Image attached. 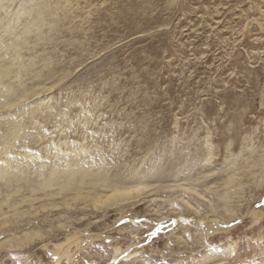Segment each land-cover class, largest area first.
<instances>
[{"label": "rangeland", "instance_id": "rangeland-1", "mask_svg": "<svg viewBox=\"0 0 264 264\" xmlns=\"http://www.w3.org/2000/svg\"><path fill=\"white\" fill-rule=\"evenodd\" d=\"M7 28L22 49L0 51L24 76L12 83L45 88L0 110L1 128L31 116L24 126L37 142L17 153L76 149L98 159L111 182L164 188L120 213L83 202L69 210L70 193L34 194L38 181L12 197L3 186L11 223L0 231L67 223L47 247L80 229L73 264H113L116 247L133 255L116 264H264V0H0L2 47L16 39ZM15 202L32 215L12 220ZM213 220L229 229L206 237ZM42 246L4 253L0 264H55Z\"/></svg>", "mask_w": 264, "mask_h": 264}, {"label": "bare ground", "instance_id": "bare-ground-1", "mask_svg": "<svg viewBox=\"0 0 264 264\" xmlns=\"http://www.w3.org/2000/svg\"><path fill=\"white\" fill-rule=\"evenodd\" d=\"M28 15L31 14L28 13ZM43 16L44 13L42 12L39 13L38 18L40 19H37V21L34 22V26L35 25L36 27L39 26L38 23H40L39 21H42ZM28 33H31V31L30 32L28 31ZM5 34L6 36L7 35H13L14 37L17 36L16 33H14L10 28L6 29ZM1 38H3V36H1L0 39ZM26 38L27 37H22L24 43L26 41ZM0 42L2 44L1 40ZM11 42L13 43L9 46H4V47L0 46V51H4L3 53H1V55L3 54L5 56L9 53L18 54V51L21 49V46L19 41L17 40V37L14 41L12 40ZM8 51L10 52L8 53ZM0 61H1L0 62V110L1 109L10 110L11 108H14L15 106L19 105L23 100H27L31 96H36L41 91L45 90V88H41L40 90L34 89L32 91H29L28 88L26 89L24 88L23 91L20 90L22 86L19 88L18 85L16 86V84L15 83L13 84L12 83L13 81H11V78L16 77L17 79L22 76L20 66L18 65V61L16 62V57H12V60L9 62H5L4 58L0 59ZM35 62L37 63V61ZM15 66H17V68H15ZM25 112L24 111L22 112L23 117L20 121L18 119H15L12 120L11 122L10 121L6 123L4 122L3 124L4 126L2 128L0 127V193L2 191V188H4L3 186H6L10 189L9 193H7L8 194L7 196L12 197L13 195L11 196V194L20 192V189H18L17 187L20 186L21 183L23 182L27 183L28 181V183L32 184L33 182L36 183L38 181V185L36 187H32L31 192L34 193L37 190L46 191L48 188L49 189L51 188L52 190H56L53 189V187L56 188L58 187V191H60L59 193H64V194L67 192L70 193V196H68L69 198L67 197L68 199L65 202L63 201L62 205H64V208L66 207L67 209L69 208L71 209L75 206H78L79 203L83 202V204H86L87 206L92 207L97 211L115 209L121 213L123 212V210H125L124 208L126 207H134L138 205L144 199L145 193L152 191L154 189L157 190L164 188V186L163 188H161V186L159 185L153 186L151 183L148 182V180H143L139 178L136 179L134 178L132 180L128 179L127 181L115 180L116 182H111L108 180V175H107L108 172L106 173L104 168L100 166L99 164L100 162L98 159H94V158L86 159L84 156L85 153L84 152H82L83 154L79 152L77 153L76 149L75 150L73 149L74 150L73 156H71L70 154L64 157V156H60L59 154H56L55 152H52L51 146L48 145V150H47L48 155L46 156L43 155L42 153L39 154L38 152L37 154H33L29 150V148L27 151H25L26 156L23 157L20 156L21 153H17L19 149L21 150L22 147L24 146L29 147L33 142L34 143L37 142L34 136H32V134L28 135L29 132L27 131V128L24 126L25 123L31 118V116L28 117L27 116L28 113ZM17 117L15 116V118ZM48 136H44L40 132H38L37 134L39 141L47 140L48 138L46 137ZM10 153H13L14 155H10ZM43 157H46L47 159L43 160ZM233 181L234 178L231 177L227 184ZM22 191L24 192V189ZM46 192H50V191H46ZM30 198L32 197L30 196ZM222 198L223 201L226 202L229 199V194L225 193V196ZM13 200H15L14 197ZM32 201L33 200H30L31 203ZM16 202L13 204V206L9 205L10 207H12L11 208V210H13L12 212H14L12 215L13 217L12 220L17 221L18 219L25 217L27 214H29V216L32 215L31 214L32 211L31 212L28 210L20 211L17 208L18 203L16 204ZM26 202L27 201H25V203ZM5 203L10 204V202L7 201ZM32 205L34 206V203H32ZM49 207L57 209L56 203L41 206V209L44 212V210L46 211L47 208ZM1 208L2 205L0 204V221H2V223L0 224H5V225L7 223L10 224L11 220L8 219V217L6 218L2 217V214L4 212H2L3 209ZM260 215H261L260 212L253 213V223H257L260 221ZM210 223L211 224L206 226L205 228L206 231H203L205 232L206 237L215 236L229 229V227L227 228L220 227L219 223L215 220L210 221ZM35 226L33 228L29 227L27 230L24 231L20 230L21 231L20 233L18 231L16 233L15 229H7V230L3 229L2 231H0V256L4 253H6L7 255L8 254L11 255L16 252L18 253L24 252L26 250H30L31 248L35 247L37 244H43L42 247L45 249L47 248V250H49L51 254L55 256L56 259L55 264L75 263L76 252L82 250V243L84 242V238L82 237L83 232L79 231L80 229L75 230V232H73L70 235H67L64 242L55 244L53 248L50 250L48 249L49 247H47L48 246L47 241L49 242V240L57 237L59 233L58 231L66 229L68 227L67 223L63 224L59 222L57 225H54L51 221L49 227L48 228L46 227V229L45 227L43 229L42 226L41 228L40 225L39 227H35ZM3 227L5 226H2V228ZM95 238L96 235L95 237L94 236L92 237V239ZM74 246L76 247L77 250H75V252H72ZM131 256L133 255L131 254L130 248H128L125 251H122L121 249L116 247L113 264L119 263L120 260L119 258L126 257L127 260L133 259ZM121 264H123V262Z\"/></svg>", "mask_w": 264, "mask_h": 264}]
</instances>
